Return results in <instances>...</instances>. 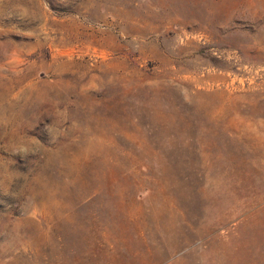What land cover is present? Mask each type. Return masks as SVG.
<instances>
[{
  "label": "rangeland",
  "instance_id": "obj_1",
  "mask_svg": "<svg viewBox=\"0 0 264 264\" xmlns=\"http://www.w3.org/2000/svg\"><path fill=\"white\" fill-rule=\"evenodd\" d=\"M0 264H264V0H0Z\"/></svg>",
  "mask_w": 264,
  "mask_h": 264
}]
</instances>
